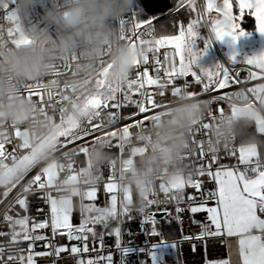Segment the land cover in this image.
Returning a JSON list of instances; mask_svg holds the SVG:
<instances>
[{"label": "snow or ice", "instance_id": "1", "mask_svg": "<svg viewBox=\"0 0 264 264\" xmlns=\"http://www.w3.org/2000/svg\"><path fill=\"white\" fill-rule=\"evenodd\" d=\"M237 4L239 17L233 15L232 0H223L222 4L215 3V0H207L205 13L210 14L215 10L218 16L214 18L209 16L207 20H203L204 13H197L196 18L187 22L186 28L181 25L179 34L175 35L157 36V31L164 32L170 27L167 18L139 19L141 15L139 4L132 12L131 26H128L129 22L125 18H121L119 20L121 38L131 42L133 47L136 42L147 45V54L142 59L133 61V70L122 83L109 84L102 75L97 78L96 93L87 97L83 105V111L86 113L84 118L65 119L63 110L59 107L62 102L60 100L54 102L57 107L53 110V117L60 125L55 138V149L61 157L59 167L56 164L44 166L37 163L35 150L22 129H14V138L9 134L0 139V186L4 189L0 193L2 197L0 204L8 201L3 220L9 228L7 232L0 230V237H9L6 243H0V264H37V257L54 255L60 258L62 253L69 252L72 256H78V254L89 252V234L95 238V225L108 228L109 221L123 223L125 218L129 221L134 220L133 209L126 204L132 197L128 193L121 192L117 182L118 173L126 170L127 160L122 162L119 169L115 161L109 166L107 182L103 184V191L111 194L109 206L97 207L96 204L85 203V201H96L98 196L97 186L86 189L80 197L81 218L74 215L71 201L65 200L57 192L53 195L54 178L65 170L63 158L68 155L69 150L76 155L86 156L89 147L103 144L108 149L115 146L122 155L120 133L127 134L130 129L154 119L157 111L153 110L167 107L172 98L179 93L187 92L190 97L212 93L211 98L205 101L210 105L216 103L218 105L216 111L219 115L225 113L222 102H227L230 114L233 116L241 110V102H243V109L256 108L253 114L254 133L258 134L261 141H264V51L242 59L235 53L229 57L233 65L243 63L251 66L243 81L239 79V72L233 75L223 63H217L212 68L200 67L197 70L198 57L211 47L214 39L222 41L225 37H230L235 42L239 36L247 34L246 30L234 22L243 18L246 11L254 17L256 30L264 34V0H237ZM184 6L185 0H180L179 7ZM187 6L191 11H196L195 0H187ZM2 12L4 13L2 20L11 19L10 13L6 10ZM153 20L157 23L154 24ZM203 26H207L211 33L207 38L200 35L199 29ZM9 35H12L11 31ZM198 39L204 41L202 49L197 46ZM13 42L19 45L29 41L22 39ZM149 68H153L154 74H150ZM69 70L70 65L63 63L55 66L52 75L66 73ZM185 78L194 80L200 86V90H189V80ZM180 80H183V86L177 85V81ZM251 81L261 82L251 87L241 88L239 91L221 92V90L230 89L232 85L241 83L247 85ZM42 87L41 81L24 84L21 89L24 94L37 99L44 105V96L40 91ZM153 87L154 92L148 91V88ZM168 92L170 97L166 96ZM134 95H138L140 99H133ZM133 105L135 111L126 115L113 111ZM216 116L217 114L210 108L209 122H204L192 132V143L198 148V165L195 161L187 164L189 169L187 175L181 176L172 184L161 182L158 188L159 193L164 194L163 199L159 198L156 188L144 197V205L137 209L142 214L141 226L150 224L149 234L162 236V233L157 231L156 216L147 212L146 209L152 206L159 208L161 205L174 201L176 219H181V213L185 211H189L193 217L196 214H207L203 221L193 219V223L202 229L198 239L237 237L240 264H264V150L261 149V144H238L237 147V143L234 142L226 150L228 156L236 158V163L232 166L222 163L221 157L216 152L205 151V140L197 141L195 134L200 132V129L207 130ZM247 131L253 132V129L249 128ZM6 144L12 145L10 151L5 150ZM69 145H72L70 149ZM18 150L28 151L27 154H23ZM191 159L192 154H189L186 160ZM73 168L75 164L69 163L68 169ZM193 168H195L194 172ZM30 173L33 174L29 177ZM26 177L29 178L25 181ZM70 178L75 179V173ZM97 178L99 182L105 179L100 169L97 170ZM22 181L25 182L22 183ZM208 183H212L214 189L207 188ZM186 187L194 191L186 194ZM14 189H17L15 193H13ZM10 196L11 199H9ZM213 200L215 206H207ZM30 201L37 213L35 217L27 215L30 210ZM182 203L186 204V208L180 206ZM17 205L25 214L19 211L15 215L9 214ZM45 206L49 207L50 220L39 219V216L46 215ZM169 215L165 209L164 214L159 217L162 224L171 223ZM49 228L53 238L61 236L66 237L69 242L80 241L83 247L72 245L69 248L67 244H53L48 236L37 234V230ZM113 231L116 238V250L120 255L116 264H129L130 254L145 253L146 248L143 247H121V227L116 226ZM184 239H190V237L185 236ZM41 241L44 242L42 246L37 244ZM25 242L26 247H22L21 245ZM209 243L217 256L223 257L222 241L212 240ZM161 245L174 250L177 248L175 243L169 244L164 239L152 244L151 248L147 249L151 264H159L154 249ZM38 247L54 249V252L36 250ZM192 250L196 251L195 244L192 245ZM101 261L113 264V254L109 252L107 255H101L95 259L89 258L86 261L78 258L75 264H100ZM43 264H47V261ZM140 264H144V261ZM213 264H233V262L230 259L220 258L214 260Z\"/></svg>", "mask_w": 264, "mask_h": 264}, {"label": "clouds", "instance_id": "2", "mask_svg": "<svg viewBox=\"0 0 264 264\" xmlns=\"http://www.w3.org/2000/svg\"><path fill=\"white\" fill-rule=\"evenodd\" d=\"M136 7L137 0H0V11L11 16L0 20V139L10 130L22 129L37 163L59 167L55 138L60 125L53 117L54 102H62L59 107L65 119L80 120L86 115V98L96 93L99 76L114 85L125 81L133 61L148 51L147 45L136 42L133 47L121 38L119 20ZM22 39L29 42H13ZM63 63L70 70L53 76L55 66ZM41 81L44 105L21 89ZM210 108L205 100L182 92L157 111L154 119L120 133L123 152L119 157L96 144L87 151L86 166L69 170V163H78L77 155L69 150L63 158L65 170L54 178L53 190L81 210L80 197L99 183L97 170L113 161L119 169L127 160L117 182L121 192L132 197L127 206L141 208L144 197L158 184H172L185 175L186 157L196 150L192 132L208 119ZM256 110L243 109L241 102L237 115L218 114L207 129L205 151H226L234 142L264 144L247 131L254 126ZM73 173L75 179L70 178Z\"/></svg>", "mask_w": 264, "mask_h": 264}, {"label": "built area", "instance_id": "3", "mask_svg": "<svg viewBox=\"0 0 264 264\" xmlns=\"http://www.w3.org/2000/svg\"><path fill=\"white\" fill-rule=\"evenodd\" d=\"M185 3H187V0H185ZM195 3L197 5V9L199 11V13H204L203 15V20H207L208 19V13H205V0H195ZM179 7V4L177 6H175L174 8L166 11L163 14H167L171 11H174L175 9H177ZM4 15V13L2 11H0V20H2V16ZM125 18L129 24L128 26H131L132 23V13H130L129 15L123 17ZM154 23V20H153ZM207 28V32L209 33V35H211L209 28L206 26ZM143 29H141L142 31ZM215 48L220 56V60L221 63H223L226 67L229 68L230 72L235 75L236 72L240 73L239 79L241 81L245 80L248 70L251 68V66L245 65L243 63H237L236 65H233L232 63H230L221 53L219 47L217 46V44L215 43ZM163 52V50H162ZM152 63L151 59H150V64ZM143 67V66H142ZM255 70V69H252ZM149 72L150 74H154V70L153 68H149ZM188 79V78H185ZM189 80V90H200V86L197 85L195 83L194 80L192 79H188ZM261 81H251L248 82L247 85L241 83V84H236V85H232V87L228 90H221V92L223 91H239L241 88L244 87H251L254 86L256 83H260ZM177 85L178 86H183V80L177 81ZM147 87V86H146ZM154 87L153 88H148V91H152L154 92ZM211 95H213L212 93L209 94H203L201 96H199L198 98L206 100V99H210ZM166 96L170 97V92L166 93ZM138 99H140V97L138 96ZM222 105L225 109V113H229L230 114V108L227 105V102H222ZM211 109L214 111L215 114L218 115V112L216 111L218 108V105L216 103H212L210 105ZM160 109H156L153 111H159ZM113 111H119L121 113V109H114ZM152 114V113H149ZM147 122V121H146ZM145 122V123H146ZM205 122H209V118L205 121ZM10 134L13 136L14 138V130H10ZM207 130L205 129H200V132L195 134V139L197 141H199L200 139L207 140ZM193 139V136H192ZM16 143H18L19 141H15ZM194 146H196L194 144ZM72 147V145H69V149ZM238 147V144H237ZM12 148V145L10 144H6L5 145V150L6 151H10ZM28 150H18L19 153H23V154H27ZM121 154L118 150V153L115 154V156L119 157ZM210 153H209V157H210ZM217 155H219L221 157V162L228 164L229 166H232L233 164L236 163V158L230 157L227 155L226 151H220L217 153ZM78 163L75 164V167L77 166H86V157L83 154H78ZM198 157V148L196 146V150L192 153V159L191 160H186V164H189L192 161H195L196 164L198 165L199 161L197 159ZM242 167V166H241ZM109 166L108 167H104L102 168V173L105 176V179H102L98 185H97V191H98V196H97V200L96 201H85V203H93L96 204L97 207H107L109 206L110 203V196L111 194L106 193L103 191V184L107 182L106 180V176L107 174H109ZM189 169H186L185 175H187ZM192 171H195V168L192 169ZM33 173L29 174V177L32 175ZM26 177L25 181L29 178ZM25 181H22V183H24ZM159 184L157 185L156 189L157 192L159 193V188H158ZM207 188L210 189H214V185L212 183H208L206 185ZM4 190V189H3ZM0 191V193L3 192ZM17 191V189L13 190V193H15ZM192 190L191 188H187L185 189V193H191ZM53 195H56V192L53 191ZM2 198V197H0ZM159 198L163 199L164 198V194L163 193H159ZM11 199V196L10 198ZM79 202V198H77V203ZM8 201L6 200L4 204H0V230L2 231H9V228L7 226V223L3 220V215L4 212L6 211V205H7ZM119 206V205H118ZM169 206H171L174 209L175 212V207L176 204L173 201L172 203H169L167 205H161L159 208H157L156 206H153V209H155L154 211H149L148 209H146L147 212L152 213L156 216L157 218V224L159 222V217L164 214L165 209L167 210L169 208ZM182 208H186V204L182 203L180 205ZM207 206H215V201H210L208 203ZM19 211L21 212V214H25L23 213L22 209H19V206H15V208L9 213L11 215H15V213ZM74 211V215L77 218H81L80 217V208L79 207H74L73 209ZM45 213L46 215L43 216H39V219L43 220V219H49L50 220V210L48 206H45ZM27 215H29L30 217H35L37 216V213L35 212V207L32 206L31 201H30V210L27 213ZM132 215L135 217L134 220L129 221L126 218L124 219L123 223H119L117 221H109V227L105 228L103 225H95L94 226V231L96 232V236L95 238H93L91 236V234H89V240H88V245H89V252L87 253H81L78 254V256H72L69 253H62L60 258L55 257L54 255L51 257H37V264H43V262L47 261V264H75L76 259L78 258H83L85 261L89 258L95 259L98 256L101 255H107L109 254V252H111L113 254V264H116V262L119 260L120 255L119 252L116 250V238L114 235V228L116 226H120L121 230H122V234H121V247H136V248H146L145 253H132L130 254V259H129V264H140L141 261H144V264H151V260L150 257L147 254V249L151 248L152 244H156L158 243L161 239L166 240L167 243L172 244L175 243L177 245L176 251H177V257H178V261L180 264H213L214 260H218L220 258H224L227 259V236H223V237H203V238H197L198 234L201 232V227L195 223H193V219L195 220H205L207 214L206 213H201V214H196L194 217L193 215L189 212V211H185L183 213H181V219H177L178 220V224L180 227V231H181V235L178 238H174V239H165L162 236H151L149 233L151 231V225L150 224H145L143 225V227L141 226V219H142V214L139 213L137 211V209H133V213ZM176 215V213H175ZM30 226H31V222H30ZM213 230H214V226H213ZM111 233V234H110ZM131 233V234H129ZM37 234H41V235H46L48 236L49 240H51V242L53 244H67L69 246V248L72 245H78L81 248L83 247V243L80 241H67L66 237H61V236H57L55 238L52 237L51 235V229H42V230H37ZM185 236L190 237V239H184ZM9 239V237L5 236V237H0V243H6L7 240ZM101 240H103V243H101ZM212 240H220L222 241L221 243V247L223 249V257H218L217 253L211 248L210 246V241ZM38 245H43L44 242H37ZM195 244L196 245V251L194 252L192 250V245ZM22 247H26V242L24 244L21 245ZM167 248H171V247H164L163 245H161L160 247H157L154 249V251L157 254L158 257V261L159 264H168L167 262V255H168V251ZM36 250H51L54 252V249H43L42 247H38ZM100 264H106V262L101 261Z\"/></svg>", "mask_w": 264, "mask_h": 264}, {"label": "trees", "instance_id": "4", "mask_svg": "<svg viewBox=\"0 0 264 264\" xmlns=\"http://www.w3.org/2000/svg\"><path fill=\"white\" fill-rule=\"evenodd\" d=\"M179 3H180V0H171V6L168 10L174 8ZM137 4H139V6H140L139 11L141 13V15L139 16V19H148L151 17H157V18L163 20L164 18H167V21H168L170 27L164 32L157 31V36H159L161 34H170V35L179 34V27L181 25H183L186 28L187 22H190L192 19H195L197 13H199V11L197 9V5H196V11L193 12V11H191V9L188 8L187 3H185V6L183 8L178 7L174 11H171L167 14H163L165 12L152 14V13L147 12L141 6L139 0H137ZM234 12L239 13V9H238L237 5L235 4V2H234ZM208 18H209V16H208ZM240 22L245 27H248L250 29L255 28V19H254V17H251L247 12L245 13L244 19H241ZM156 23H157V21L154 20V24H156ZM199 31H200V35L202 37L207 38L209 36L207 30L205 29V26L201 27L199 29ZM203 43H204L203 39H198L197 40L198 48L202 49ZM204 53H206V55L208 54V56L212 58L213 63H219L220 62V60H219V58L215 52L213 44L211 45V47H209L207 49L206 52H203V54ZM200 56H202V55H200ZM133 99H138V95H134ZM133 111H135L134 105L130 106V107L122 108L121 109V115H126L128 113L133 112ZM252 129L254 132V126ZM255 135L260 139L258 134H255ZM261 149L264 150V144H261ZM108 150L111 151L113 154L118 153V149L115 146L112 149H108ZM167 212L170 214L169 219L171 220V223H163L162 224L160 219H159V222L157 224V231L161 232L162 237L165 239L178 238L181 235V231H180V227L178 224V220L176 219L174 209L171 206H169V208L167 209ZM172 258L173 257L169 256L167 258V262H170V259H172ZM175 259L177 260L178 257H176Z\"/></svg>", "mask_w": 264, "mask_h": 264}, {"label": "crops", "instance_id": "5", "mask_svg": "<svg viewBox=\"0 0 264 264\" xmlns=\"http://www.w3.org/2000/svg\"><path fill=\"white\" fill-rule=\"evenodd\" d=\"M223 0H215V3L222 4ZM234 2L238 7L237 0H232L233 3V15L239 17V13L234 12ZM205 4H207V0H205ZM247 12V11H246ZM210 17H216L218 16V13L213 10L210 14H208ZM245 17V16H244ZM241 18V19H244ZM222 18V17H221ZM234 21L235 23H238L241 28L246 30V35L239 36V38L233 42L230 37H225L222 41L220 40H213L212 44L214 46L215 52L220 60V56L215 48V43L219 47L221 53L223 56L229 61V57L235 53L238 58L242 59L246 56H251L253 54H258L262 51H264V34H261L254 29H250L248 27H245L241 24L240 20ZM221 62V60H220ZM238 238L237 237H228L227 238V259H230L233 264H240L239 260V254H238ZM169 255H167V258ZM171 257V256H170ZM169 264V263H168ZM178 264L179 261H178Z\"/></svg>", "mask_w": 264, "mask_h": 264}, {"label": "rangeland", "instance_id": "6", "mask_svg": "<svg viewBox=\"0 0 264 264\" xmlns=\"http://www.w3.org/2000/svg\"><path fill=\"white\" fill-rule=\"evenodd\" d=\"M205 29L207 30L206 26H205ZM219 63H221V62H219ZM216 64L217 63H213L212 62V58L209 57L208 54L206 55V53H204V54H202V56H199L198 59H197V66H198L197 67V70H199L200 67L212 68ZM115 143L116 142L114 141V145H115ZM100 170L102 172V168ZM2 190H3V187L0 186V191H2ZM148 210L151 212V211H154L155 209H153V206H152V207L148 208ZM167 251H168V255L171 256V257H173L172 259H170V262H168V263L169 264H178V259L177 260L175 259L177 257V251H176V249L174 250L172 248H167Z\"/></svg>", "mask_w": 264, "mask_h": 264}, {"label": "water", "instance_id": "7", "mask_svg": "<svg viewBox=\"0 0 264 264\" xmlns=\"http://www.w3.org/2000/svg\"><path fill=\"white\" fill-rule=\"evenodd\" d=\"M139 2L147 12L152 14L166 12L171 6V0H139Z\"/></svg>", "mask_w": 264, "mask_h": 264}]
</instances>
